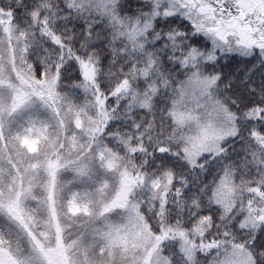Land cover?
Here are the masks:
<instances>
[{
    "label": "snow or ice",
    "instance_id": "1",
    "mask_svg": "<svg viewBox=\"0 0 264 264\" xmlns=\"http://www.w3.org/2000/svg\"><path fill=\"white\" fill-rule=\"evenodd\" d=\"M0 264H264V0H0Z\"/></svg>",
    "mask_w": 264,
    "mask_h": 264
}]
</instances>
